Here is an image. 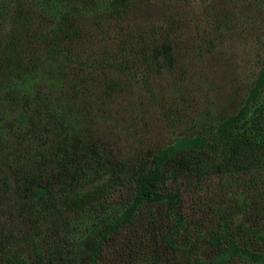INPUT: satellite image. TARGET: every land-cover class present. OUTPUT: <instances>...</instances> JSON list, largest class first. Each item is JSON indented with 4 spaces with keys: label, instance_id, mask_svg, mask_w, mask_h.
Listing matches in <instances>:
<instances>
[{
    "label": "trees",
    "instance_id": "16d2710c",
    "mask_svg": "<svg viewBox=\"0 0 264 264\" xmlns=\"http://www.w3.org/2000/svg\"><path fill=\"white\" fill-rule=\"evenodd\" d=\"M185 2L0 0V264H264V43L234 109L188 117L166 82L246 28L190 35Z\"/></svg>",
    "mask_w": 264,
    "mask_h": 264
},
{
    "label": "rangeland",
    "instance_id": "374dc122",
    "mask_svg": "<svg viewBox=\"0 0 264 264\" xmlns=\"http://www.w3.org/2000/svg\"><path fill=\"white\" fill-rule=\"evenodd\" d=\"M167 2L168 0H139L138 9L142 11V15L156 17L161 15L162 5ZM185 3L191 25L190 35L194 34L196 25L203 24L209 11L226 12L236 27L246 28L239 41L232 43L225 58L214 61H188L185 80L175 76L166 82L170 89L168 93L178 102V111L182 110L183 105L187 107L191 104L188 117L201 114L217 117L236 107L238 99L245 91L246 76L254 69L256 58L263 47L264 28L256 32L250 30L249 21L245 19L244 14L257 11L258 21L264 22V7L257 8L253 0H186ZM195 74V79L189 78ZM191 79L195 82L191 83ZM262 104L259 106L262 107ZM252 118L254 123L264 127V116L256 113ZM166 133L169 134L164 121L158 120L148 129V136L156 139H166Z\"/></svg>",
    "mask_w": 264,
    "mask_h": 264
}]
</instances>
